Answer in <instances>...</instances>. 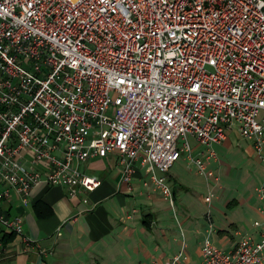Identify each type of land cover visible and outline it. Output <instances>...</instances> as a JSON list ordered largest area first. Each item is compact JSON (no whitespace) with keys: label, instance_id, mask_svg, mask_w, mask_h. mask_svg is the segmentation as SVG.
Wrapping results in <instances>:
<instances>
[{"label":"built area","instance_id":"obj_1","mask_svg":"<svg viewBox=\"0 0 264 264\" xmlns=\"http://www.w3.org/2000/svg\"><path fill=\"white\" fill-rule=\"evenodd\" d=\"M232 128L264 161V0H0V201L41 183L92 193L81 163L117 152L122 183L146 166L173 206L169 169L185 156L216 179L206 159ZM0 226L36 247L21 218ZM254 227L226 251L207 236L200 264H264Z\"/></svg>","mask_w":264,"mask_h":264},{"label":"crops","instance_id":"obj_2","mask_svg":"<svg viewBox=\"0 0 264 264\" xmlns=\"http://www.w3.org/2000/svg\"><path fill=\"white\" fill-rule=\"evenodd\" d=\"M191 146L194 159L209 155L196 140ZM211 149L207 167L216 179L199 174L185 156L166 173L173 206L151 185L146 166L138 164L131 183H122L117 152L81 163L101 180L92 193L72 198L64 187L45 183L26 196L10 192L0 201V215L21 218L36 247L26 250L14 234L4 243L11 234L0 226V264H170L183 249L188 264H200L207 236L225 251L242 236L257 241L254 223L264 221L256 194L263 158L234 128ZM35 168L48 171L44 164Z\"/></svg>","mask_w":264,"mask_h":264},{"label":"trees","instance_id":"obj_3","mask_svg":"<svg viewBox=\"0 0 264 264\" xmlns=\"http://www.w3.org/2000/svg\"><path fill=\"white\" fill-rule=\"evenodd\" d=\"M12 237H13V234H11L10 236H4L3 237L4 243L9 242L11 239H13Z\"/></svg>","mask_w":264,"mask_h":264}]
</instances>
